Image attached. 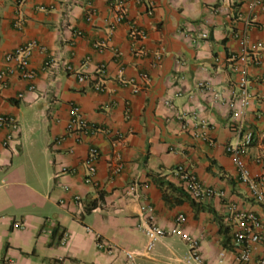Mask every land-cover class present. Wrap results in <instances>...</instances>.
<instances>
[{"label":"crops","instance_id":"0c3cea01","mask_svg":"<svg viewBox=\"0 0 264 264\" xmlns=\"http://www.w3.org/2000/svg\"><path fill=\"white\" fill-rule=\"evenodd\" d=\"M121 1L125 16L115 23L107 0H0V69L14 65L7 53L38 43L30 58L34 88L17 75L0 88V113L19 124L6 146L0 128V264H128L125 249L139 252L132 264H182L189 246L178 234L145 252L144 205L164 229L183 215L179 227L198 239L205 261L219 264L224 249L220 264H236L241 243L227 205L264 220L225 149L236 141L230 103L237 101L245 38L258 62L245 63L244 129L253 141L243 158L252 175L264 174V8L251 10L249 0ZM80 75L87 80L79 82ZM71 105L106 131L67 134ZM92 146L100 152L98 188L84 182L82 161ZM177 166L224 197L193 200ZM98 239L118 251L98 249ZM260 253L256 245L252 259Z\"/></svg>","mask_w":264,"mask_h":264},{"label":"built area","instance_id":"2783aa9c","mask_svg":"<svg viewBox=\"0 0 264 264\" xmlns=\"http://www.w3.org/2000/svg\"><path fill=\"white\" fill-rule=\"evenodd\" d=\"M109 5L113 8L115 13V23L123 21L125 16V8L121 0H107ZM249 8L251 10L264 8V0H249ZM91 14V12H90ZM141 34L140 31L137 32ZM80 34L79 32L77 33ZM38 47V43L34 40L27 43L21 44L16 47L13 51L6 54V61L9 63L13 62L14 65L8 64L6 67L0 69V88L5 85L6 78L9 76L17 75L21 79H25L30 82V89H33V81L37 78L38 72L32 67L30 58L33 50ZM242 53L238 57L239 61L244 64L237 67L239 73L238 80L236 82L237 88V101L230 103L233 112V125L232 131L236 136L234 143L226 145L225 149L230 154L232 162L236 169V174L239 182L246 185L250 196L264 209V174L252 175L244 162L245 149L251 145L253 141V134L250 131L244 129V115L246 108L250 101V93L248 91L249 79L247 77L246 62H258V58L252 56V52L247 46L246 39H241ZM253 49V47H251ZM253 51V50H252ZM143 53L146 54L145 51ZM157 62L160 59L159 54L155 55ZM50 61L45 64L48 65ZM68 69H70L68 67ZM141 79L146 80L147 75L141 74ZM79 82H85L87 79L84 75L78 77ZM132 83V82H131ZM198 87L208 92L213 99L221 100L219 93L213 91L209 86L207 87L204 83L199 82ZM93 88L97 91H102L103 87L101 83L96 82L93 84ZM140 87L133 85V91H139ZM166 103H169L168 101ZM179 119L184 121L182 126L187 129L188 122L185 120L182 114H178ZM202 127L204 128V120L201 121ZM195 125V123H194ZM0 128L7 130L6 141L3 143L6 146L9 141L14 139V135L19 132V124L15 117L12 115L0 113ZM66 131L69 135H75L77 139H81L83 135L87 133H97L106 131L102 127L97 126L89 122L80 112L77 106L71 105L69 109V119L66 124ZM206 139L205 136H203ZM99 150L92 146L88 149L87 155L82 161V167L84 168V182L95 188L100 186V182L97 179V162L99 160ZM121 170V166L118 165L115 169L116 172ZM75 169H69L67 167L62 168V172H74ZM174 174L177 175L182 181L183 186L189 196L195 201H204L212 197H224L222 191H218L209 187H206L196 177V175L190 169L183 166H177L174 169ZM135 186L129 187V192H133ZM77 201L80 200L79 196H75ZM142 212L145 220L144 233L147 237V243L144 247L145 252L150 251L157 239L178 234L179 237L188 244V251L180 256L182 264H210L205 261L199 250V241L197 238L184 233L179 225L184 221L183 215L176 217V223L171 229H164L160 227L154 217L153 209L149 206H143ZM227 213L229 221L235 227L234 239L236 242L241 243L236 255V264H264V220L259 218L254 212L240 209L237 205L229 203L227 205ZM18 224H15L17 226ZM256 245L261 246L260 255L253 260L252 250ZM97 248L103 250L109 254H112L118 249L110 245L106 240L98 239ZM119 251H121L119 249ZM125 262L132 264L139 254L136 250H122ZM226 257V251L221 249L217 254V263H223Z\"/></svg>","mask_w":264,"mask_h":264}]
</instances>
